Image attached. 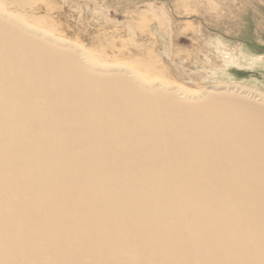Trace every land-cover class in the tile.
Returning <instances> with one entry per match:
<instances>
[{"label": "bare ground", "instance_id": "obj_1", "mask_svg": "<svg viewBox=\"0 0 264 264\" xmlns=\"http://www.w3.org/2000/svg\"><path fill=\"white\" fill-rule=\"evenodd\" d=\"M25 2L0 0V264H264V99L110 68Z\"/></svg>", "mask_w": 264, "mask_h": 264}, {"label": "rangeland", "instance_id": "obj_2", "mask_svg": "<svg viewBox=\"0 0 264 264\" xmlns=\"http://www.w3.org/2000/svg\"><path fill=\"white\" fill-rule=\"evenodd\" d=\"M23 10L110 68L264 99V0H26Z\"/></svg>", "mask_w": 264, "mask_h": 264}]
</instances>
